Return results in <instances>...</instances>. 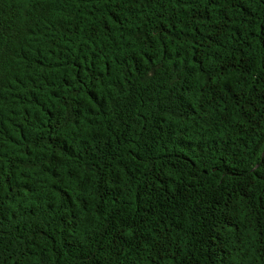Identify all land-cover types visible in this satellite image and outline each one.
<instances>
[{
  "label": "trees",
  "instance_id": "16d2710c",
  "mask_svg": "<svg viewBox=\"0 0 264 264\" xmlns=\"http://www.w3.org/2000/svg\"><path fill=\"white\" fill-rule=\"evenodd\" d=\"M0 264H264V0H0Z\"/></svg>",
  "mask_w": 264,
  "mask_h": 264
}]
</instances>
